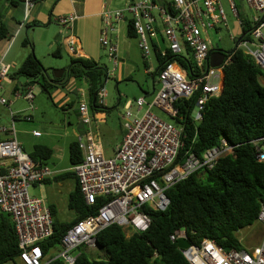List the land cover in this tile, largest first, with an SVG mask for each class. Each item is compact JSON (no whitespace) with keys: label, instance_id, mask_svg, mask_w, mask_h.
<instances>
[{"label":"built area","instance_id":"built-area-1","mask_svg":"<svg viewBox=\"0 0 264 264\" xmlns=\"http://www.w3.org/2000/svg\"><path fill=\"white\" fill-rule=\"evenodd\" d=\"M226 1L242 25L236 0ZM247 2L257 14L252 19L254 25L250 37L243 33L236 47L251 55L264 70V0ZM77 17L73 12L59 16L58 21L68 26ZM125 20L133 22L147 64L156 53L164 60L155 80L161 83V88L150 103L144 97L136 99L138 111L147 104L140 116L132 114L133 101L127 103L123 115L127 120L124 124L126 132L110 157L105 155L100 139L91 127L96 111L90 110L85 100L79 102V114L87 129L78 135L83 159L74 164L73 171L86 204L92 206L98 202V209L67 229L62 237V250L56 256L47 258L41 245L54 233L52 209L45 199L29 192L31 185L42 182L51 171L36 165L23 149L14 127L9 129L12 137L0 140V158L10 160L7 172L0 174V209L11 214L15 223L21 250L17 264H49L58 257L65 264H75L78 248L84 245L98 247V234L113 224L123 227L128 235L146 231L152 221L146 206L166 209L170 203L167 190L171 186L197 171L213 168L235 147L221 137L219 144L206 149L202 155L191 150L182 153L186 137L183 122L179 127L175 126L151 110L157 106L183 121L175 103L182 97L196 95L192 117L199 122L207 101L221 94L225 67L232 61V55L227 53L219 66H211V46L204 34L217 31L222 24L228 25L224 0H141L115 12L106 8L102 12L100 41L114 63L113 70L119 65V47L110 39V32L115 29V22ZM76 44L77 38L69 36V51L73 55H77ZM149 67L147 73L152 74ZM9 72L10 65L0 62V89L4 81L9 80ZM28 89L22 95L32 104L33 87L29 85ZM101 93L99 105L104 103L105 90ZM0 103L8 105L9 101L0 95ZM10 113L14 122L16 114L11 108ZM25 119L30 120V115ZM0 129L8 131L5 127ZM33 133L41 134L39 130ZM257 140H264V137ZM257 140H253L257 158L264 161V146ZM258 217L263 234L259 244L251 248L226 250L210 238H204L199 245L194 244L185 229L174 231L170 237L176 242L179 238L190 241V246L181 250L192 264H264V201Z\"/></svg>","mask_w":264,"mask_h":264},{"label":"trees","instance_id":"trees-1","mask_svg":"<svg viewBox=\"0 0 264 264\" xmlns=\"http://www.w3.org/2000/svg\"><path fill=\"white\" fill-rule=\"evenodd\" d=\"M18 2L11 0L12 4ZM241 21L245 37H250L253 21L244 16H241ZM43 25L37 20L31 23L32 27ZM128 33L137 36L132 21L129 22ZM11 36L0 13V38ZM23 44L33 46L29 35ZM227 53L232 55V61L225 67V86L221 94L207 101L201 121L195 122L192 117L196 95L182 97L175 105L179 108V116L183 117V121L177 120L183 122L186 134L182 153L191 150L202 155L206 149L219 144L221 137L235 147L213 168L197 171L171 186L167 190L170 203L166 209L155 210L146 206L152 218L149 229L128 235L123 227L113 224L97 236L98 247L105 250L108 257L91 259L81 246L77 250L75 264H192L170 237L178 229H185L194 244L199 245L204 238H210L226 250L245 247L237 232L260 223L258 216L264 201V161L257 158L258 151L253 142L264 137V84L260 80L264 70L241 48L235 47ZM156 58L158 73L164 60L158 53ZM66 69L61 77H50L48 69L33 52L13 73L9 72V76L12 80L27 77L39 82L51 96L53 88L66 86L71 78L85 79L91 108H99L100 92L104 89L102 81L109 74L107 66L94 58L72 56ZM19 86L18 83L16 88H23ZM257 141L264 145V140ZM52 153L51 147L38 144L29 154L37 166H45ZM70 158L72 164L83 159V151L77 141L70 145ZM7 169H0V174L6 173ZM69 207L75 211L76 217L70 222L54 219L53 235L41 242L47 258L53 257V251L58 254L62 250V237L67 229L96 212L98 202L92 206L86 204L77 179L76 189L69 196ZM20 251L12 216L1 210L0 264L17 263ZM49 264L65 263L58 257Z\"/></svg>","mask_w":264,"mask_h":264},{"label":"rangeland","instance_id":"rangeland-1","mask_svg":"<svg viewBox=\"0 0 264 264\" xmlns=\"http://www.w3.org/2000/svg\"><path fill=\"white\" fill-rule=\"evenodd\" d=\"M137 1L141 0H105L106 4L113 12L117 9L124 8L129 3ZM236 2L240 9L241 16L253 21V16L257 14V12L250 7L247 0H236ZM224 4L229 16L228 25L222 24L219 26L217 31H209L204 35L208 37V42L211 48H220L225 51H231L237 46L238 39L243 34V26L238 23V18L231 13L226 0H224ZM4 12L3 7L0 5V13L2 14ZM57 28L58 27L55 24H52L50 27H31V29L28 28V33H26L25 30L23 33V40L27 35H29L31 41L33 42V46L24 45L23 40L22 45L29 48L31 53H35L36 57L40 59L43 65L48 69V75L50 77H54L56 69L66 68L71 61V57L74 56L69 51L68 45L64 43L63 36H58L59 31H56ZM232 36H234L235 39H233ZM118 44L120 47L119 56L121 57V65H117L115 70H113L114 63L110 60L107 49L103 47L100 42L99 44L97 43L96 46L98 54L97 61L106 65L109 72L108 77L103 78L102 81L105 90L104 105H101L102 108L96 109V115L98 116L96 121L97 123L101 122V127L98 130L99 139L103 144L105 150L104 152L107 157L113 155V146L116 141L119 140L121 134L120 129L127 121L123 118V115L127 111L124 107L125 103L133 101V106L131 108L132 114L133 116H140L147 109V104L141 111H138L136 99L144 97L146 102L150 103L153 101L157 92L161 88V83L159 81H155L157 80L156 71L159 62L153 54L147 64V61L139 47L138 37L130 35H127L125 38L121 37ZM124 50L126 52L125 55ZM148 67L151 68L153 74L147 73ZM118 68L122 70L121 75L119 73L120 69L118 70ZM19 79H21L24 84L32 81L27 77H20ZM70 83L74 84H71L69 87H76V89L71 91V88L67 89L65 86L55 87L51 90L52 96L43 89L41 83L35 82L34 84H31L30 86L33 87V93L35 95V99L32 104L23 97V95L28 92V88L19 89V94L22 93L23 95L16 96L14 91L16 86L9 85L5 81L3 83V88L0 89V93L11 102V108L14 112H21L20 114L22 116L20 115V120L27 125L33 122L35 125H39L37 122L40 119H44L47 122L56 121L64 127L72 128L78 125L76 114L78 101L80 99H85L90 106V110L92 103L90 100L87 80L72 78ZM77 88L81 89L77 90ZM58 89L61 90V94L55 97L54 95ZM101 92H103V89H101ZM101 92L100 95L102 94ZM65 102L69 103L64 104ZM106 108L108 110H106ZM151 110L163 120L172 123L175 126H180V121H178L177 118L172 117L163 109L154 106ZM26 115H30L31 119H25ZM101 116H107V121H101ZM69 122H72V125L68 126ZM13 123L15 122H13L9 106L0 103V128L5 127L11 129L14 127ZM39 128L40 130L42 129L40 126ZM2 135H6V133L2 132ZM26 148L27 150H30L28 147ZM47 162L54 164L56 161H54L53 157H51ZM29 192L33 196H40L36 191V186L34 185L30 186ZM45 198H47V195ZM73 215L72 209H70L67 204V198L62 200L59 214L61 222H70L73 219ZM124 231L127 233L125 229ZM237 234L245 248H251L259 244L261 241L263 227L259 222H256L251 226L240 229ZM82 249L91 259H106L108 257V253L105 250H101L99 247L94 248L84 245ZM51 255L56 256V251H53ZM5 264L17 263L7 262Z\"/></svg>","mask_w":264,"mask_h":264},{"label":"crops","instance_id":"crops-1","mask_svg":"<svg viewBox=\"0 0 264 264\" xmlns=\"http://www.w3.org/2000/svg\"><path fill=\"white\" fill-rule=\"evenodd\" d=\"M17 4H12L11 0H0V5L4 9L3 20L11 33L10 38H0V62H4L10 65V74L13 73L17 67L25 60V58L31 53L30 49L22 45V40L24 38L23 33L26 31L28 33V28L31 29V23L34 21H40L44 24L43 26H33L37 27H50L55 24L59 31L58 36H63V41L68 45L69 36H75L77 38V55L74 56H84L88 58H94L97 60V43L99 44L101 38V28H102V12L109 8L105 0H18ZM158 1V0H157ZM164 1V0H160ZM159 1V2H160ZM237 3V2H236ZM238 5V4H237ZM239 8V7H238ZM240 11V9H239ZM75 12L77 18L68 26L62 25L58 21V17L61 15H67ZM241 17V13L239 12ZM238 18V17H237ZM238 23L239 18L237 19ZM28 24L30 26H28ZM241 25V24H240ZM115 29L110 32V39L118 44L121 37L125 38L129 29V22L118 21L114 24ZM25 30V31H24ZM119 47V44H118ZM69 48V45H68ZM120 48V47H119ZM120 51V49H119ZM126 54L124 50V55ZM119 65H121V57L119 56ZM119 67V66H118ZM121 68V66H120ZM118 68V70L120 69ZM120 75L122 70H119ZM72 79V78H71ZM70 81L66 84L65 88L70 89ZM262 84H264V75L260 78ZM5 82V81H4ZM7 84L16 86L21 84L24 86H19L23 88H28L29 85L24 84L21 79L12 80L9 76V80L6 81ZM2 89V88H1ZM21 89V88H20ZM76 87L71 88L74 90ZM81 89V88H77ZM15 95L19 94V89L15 88ZM61 90H57L55 97H57ZM0 95L4 96L0 93ZM19 95H22L19 94ZM53 96V98H54ZM35 99V96H34ZM33 99V101H34ZM78 101V107L79 102ZM9 101V100H8ZM129 102V101H128ZM127 102V103H128ZM69 103V102H68ZM65 102L64 104H68ZM127 103L124 107L126 108ZM104 105V103H103ZM102 105V106H103ZM8 106L11 108V102L9 101ZM76 110L78 125L76 127H64L59 122H47L44 119H40L37 124L31 123L26 124L20 120V113L15 112V119L13 125L16 132V136L20 141L23 149L30 153L34 150V147L38 144H44L52 148L53 160L56 161L54 164H50L47 161L44 163L45 167H48L51 171V175L46 178L43 183L33 184L36 186V191L40 196L45 199L48 205L51 207L54 219L60 220V209L61 201L67 198V204L69 206V196L76 189L77 179L74 176L73 171L74 164L71 162L70 158V145L71 143L77 141L78 135L82 134L86 129L85 125L80 117L79 110ZM102 108L101 105L99 109ZM12 109V108H11ZM106 110H108L106 108ZM21 111V110H20ZM97 112V110H96ZM106 114V112L104 111ZM22 116V115H21ZM98 116L95 115V121ZM23 118V117H22ZM101 121H107V116H101ZM124 118V117H123ZM98 119V118H97ZM91 125L92 130L99 137L98 130L100 129V123L97 121ZM72 125V122L68 123V126ZM39 126L42 128L40 130ZM8 131L0 129V140L12 137L13 134ZM41 131L40 135H34L33 131ZM2 132L6 135H2ZM124 125L120 129V138L116 141L113 146L112 153L114 155L116 147L121 143L125 134ZM102 148L104 150L103 144L100 140ZM28 147L30 150H27ZM105 151V150H104ZM105 153V152H104ZM50 157V158H51ZM10 164L9 159L0 158V169L7 168ZM47 195V198L45 196ZM71 209V208H70ZM73 219L76 217L75 211L72 209ZM72 219V220H73ZM63 222V221H62Z\"/></svg>","mask_w":264,"mask_h":264},{"label":"water","instance_id":"water-1","mask_svg":"<svg viewBox=\"0 0 264 264\" xmlns=\"http://www.w3.org/2000/svg\"><path fill=\"white\" fill-rule=\"evenodd\" d=\"M242 37L243 35L239 38V40L242 39ZM211 52L212 54L210 58V65L219 66L223 62L227 51L220 49V48H211ZM66 71H67L66 68L56 69L54 77H61ZM34 83H35L34 81L31 82V84H34ZM223 85L225 86V77H224ZM190 244H191L190 241L186 238H179L177 240V245L180 248L189 247Z\"/></svg>","mask_w":264,"mask_h":264}]
</instances>
